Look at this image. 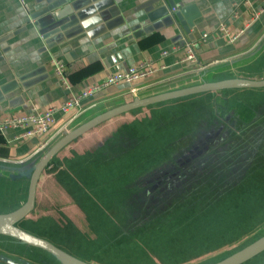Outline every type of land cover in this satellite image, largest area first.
Here are the masks:
<instances>
[{"label": "crops", "instance_id": "obj_1", "mask_svg": "<svg viewBox=\"0 0 264 264\" xmlns=\"http://www.w3.org/2000/svg\"><path fill=\"white\" fill-rule=\"evenodd\" d=\"M171 1L175 7L170 0H0V121L33 108H57L55 124L47 134L25 136L23 127L0 130V159H28L53 135L114 102L123 104L136 96L190 85L201 75H189L207 65L230 61L226 68L214 70L213 76L236 73L231 77L255 78L243 71L264 54V0ZM222 25L244 32L230 41L222 35ZM187 41L195 43L196 63L181 61ZM53 58L66 64L70 88L56 75ZM148 58L167 67L132 85L109 86L83 99L81 108L60 110L72 92ZM181 76H185L182 81L163 84ZM263 76L264 71L258 78ZM132 87L141 90L132 92ZM118 119L98 126L76 143L91 139L98 143L110 137ZM82 149L72 152L83 154L92 148L79 152ZM41 187L47 198H39ZM64 197L66 189L45 170L37 188V216L66 206Z\"/></svg>", "mask_w": 264, "mask_h": 264}, {"label": "flooded vegetation", "instance_id": "obj_2", "mask_svg": "<svg viewBox=\"0 0 264 264\" xmlns=\"http://www.w3.org/2000/svg\"><path fill=\"white\" fill-rule=\"evenodd\" d=\"M215 79L223 78L218 76ZM202 95L205 96V100H210L211 105L207 104L203 99H197L196 102L191 101L193 98ZM186 99L190 100V102H183ZM168 101L152 104L150 106L152 108L151 115H149L150 113L146 114V112H144L145 114L142 113L141 110L144 107H141L142 109L133 112L134 114L132 113L133 117L130 120L123 123L128 124L130 130L132 127L141 126L139 122L146 120L148 123L151 122L147 131H159L162 118L159 117L156 113L157 110H154L153 107L178 101V105L172 108L165 106L158 111L166 112L171 110L169 111L170 114L174 110L172 116L175 118L177 116L175 114L179 112L181 116L178 123L181 128L175 135L159 131L163 147L156 158L151 161L131 163L125 169L123 160H118L115 163L108 162L106 158L111 155L109 153L105 154V150L98 149L93 152L94 156L101 157L104 168L111 164L108 168L116 175L115 179H109L105 187L103 185L92 187V189L99 192L101 196L99 200H97L98 198L94 200L95 202L84 200V203L86 207V203H88V212L90 214L97 215V211L100 208L110 216L112 212L115 214L119 212L120 215H125V219L126 216L131 214L132 217L128 218L127 221L124 220L121 224L118 223L119 227L128 234L143 228V225H146L158 214L163 215L168 210L167 208L178 200L201 193L205 196H213V192L211 190L208 191V189L215 183V179H222L223 175L221 174L223 172L225 173V180H238L242 177L245 168L252 164L253 161L257 162V159L264 156L262 155V150L264 149V87L228 88L219 93L203 92ZM182 108L183 111H181ZM168 124L175 125V122L172 121V123ZM133 140L134 138L132 137L130 139L131 146H133ZM127 144L123 145L127 146ZM121 146L119 144H111V149L117 151ZM130 150L126 154L127 157L134 152ZM122 154L116 153L115 155ZM79 156L77 152H71L70 155H66L67 175L72 173L73 169H77L81 173L84 170L83 167H90L88 165L90 161H83ZM103 167L97 166L98 170L103 169ZM92 168L95 169L94 167ZM51 173L55 175V172ZM122 173L127 174V179L122 178ZM66 181L68 182L67 178ZM198 189L200 191L196 192ZM64 198L66 199L67 207H73L67 213L76 214L78 212V215H81L80 218L71 219L66 213V220L70 222L68 224L75 226L77 225L75 223L78 220H82V218L87 223V232L91 235L89 238L93 239V242H90L87 247L90 250L95 248V250H98L100 246L101 248H106V245H101L98 242L97 235L94 232L95 229L97 230V225L93 226L90 224L87 212H84L79 207L76 199L67 190ZM64 198H60V200L64 201ZM103 200L107 203L109 201L116 203L121 200L122 204L120 208L104 209L101 207ZM45 212L41 216H51L56 221L55 209H46ZM71 216L74 217L73 214ZM105 227L98 228L105 229ZM6 237L0 235V246L6 244ZM124 243L130 244L131 242L126 241ZM54 244L57 245V243ZM118 244H120L118 240L113 242L111 248L118 251L123 250L122 247L118 248ZM26 247L29 248L28 246ZM33 250L44 252V250L39 248H33ZM65 250L80 258V256L73 254L67 248ZM44 254H47L46 251ZM139 254H142V252ZM28 259L33 261L31 257ZM80 259L98 264L87 258Z\"/></svg>", "mask_w": 264, "mask_h": 264}, {"label": "trees", "instance_id": "obj_3", "mask_svg": "<svg viewBox=\"0 0 264 264\" xmlns=\"http://www.w3.org/2000/svg\"><path fill=\"white\" fill-rule=\"evenodd\" d=\"M222 91H224V89L210 92L214 94ZM150 106L152 105L147 107L150 108ZM140 109L142 108L133 109L130 113L137 112ZM139 123L141 126L136 128L132 127L133 131L132 129L129 130L130 126L128 124H122L103 145L95 148V150L91 149L83 154H79L81 160L90 161L88 164L90 167H83L84 170L81 173H79L77 169H73L72 173H68L67 175V159H61L59 155L52 159L46 168V171L48 172H55V176L61 185L76 199L79 207L84 212H87L90 224L93 226L97 225V230L95 229L94 232L101 245H106V248L109 246L111 247L113 242L118 240L120 242L118 248L122 247V249H127L136 246L137 248H140L141 251L144 249V251H153L155 254L159 255L160 251L155 248V245L162 243L165 235H168V238H174L175 235L178 234L181 235L180 237H183L184 242L189 243L190 236L189 234H186L187 228L196 229L199 227H205L209 230H214L217 234H225V236L229 238L227 240H234L264 224V216L260 219L255 214L256 211L264 209V156L257 159V162L253 161L252 164L245 168L242 177L238 180H225L226 177L223 172L221 174L223 175L222 179H215V183L208 189V191L211 190V192H213V196H205L201 193L194 194L193 196L191 195V197L183 200H178L175 204L169 206L167 208L168 210L163 215L158 214L146 225H143V228L140 227L141 229L135 230L132 233L128 234L124 232L118 225V223L121 224L124 220L127 221L128 218L132 217L131 214L126 216V219L125 215H120L119 212L118 214L112 212L113 216L112 214L110 216L107 212L105 213L102 208L97 211V215L93 213L90 214L88 212V203H86V207L84 200L95 202L94 200L96 198L99 200L101 197L99 192L94 193L95 190L90 187V183L94 184L93 187L107 184L109 179H115L116 175L109 170L110 168H108L111 164L104 168V163L101 161V157L94 156L93 152L98 149L105 150V154L109 153L111 155L109 158H106L108 162L115 163L118 160H123L124 168L127 169L131 163L153 160L158 156L160 149L163 147V141L161 135H159V131H147L151 122L148 123L146 120H142ZM132 137L134 138L133 146L130 144V139ZM111 144H119L122 146L119 150L113 151L111 149ZM123 144H127V146H124ZM128 150L134 152L131 156L127 157L126 154L129 153ZM262 151V155H264V149ZM116 153L123 154L117 156L115 155ZM97 166L103 167V169L98 170ZM83 176L85 178H81ZM66 178L68 179V182L66 181ZM101 178L104 181L96 182V179ZM122 178L127 179V174H123ZM4 179L13 182L17 187L18 185L25 187V190L22 192L27 193L29 183L27 179ZM16 190L19 192L18 189ZM199 191V189L196 190V192ZM7 194H14V191L8 190ZM121 204V200L116 203H113L112 201L107 203L103 200L101 207L104 209H110L112 207L120 208ZM20 205L21 203L18 206ZM34 212H36V210ZM51 218L53 217L41 215L34 220L25 218L21 220L18 225L31 233L48 239L52 243H57V239L50 238L45 234L52 224L54 225V220ZM68 223L70 222L66 220V227ZM98 227H105V229H99ZM31 228L34 230L37 229L38 231L34 232ZM63 229L64 228H62V230ZM261 235L255 237L253 240ZM253 240H251V242ZM126 241L131 243L127 245V243H124ZM28 247L31 248V246ZM166 249H168V251L171 250L167 245ZM192 257L193 256L190 258ZM256 258H260L259 261L263 262L264 251L243 264H249Z\"/></svg>", "mask_w": 264, "mask_h": 264}, {"label": "rangeland", "instance_id": "obj_4", "mask_svg": "<svg viewBox=\"0 0 264 264\" xmlns=\"http://www.w3.org/2000/svg\"><path fill=\"white\" fill-rule=\"evenodd\" d=\"M249 62V59H248ZM247 63V62H245ZM223 68H226V66H221ZM214 69L207 72L206 76L204 77L206 80H209L215 76ZM216 71V70H215ZM264 71V54L260 55L255 62L251 64V66L246 67L243 71V74H249L252 77L258 78V76L261 75V72ZM218 73V72H216ZM236 73H228L225 76H219V78H229ZM216 78V77H215ZM200 80V79H199ZM205 96H199L196 98H193L191 101H195L197 99H203V101H206L207 104L211 105V102L209 99L205 100ZM120 102H114L112 105H110L107 109L112 108L114 106H117V104H120ZM178 102V101H177ZM176 101L165 103L163 105H156L153 107L154 110H157L156 113L159 115V117L162 118V124L159 125V131L168 133L170 135H175L177 131L180 130L181 126L179 125L180 116L181 114L177 112L176 118L172 116L174 113V110L172 113L169 114L168 110L166 112H158L159 110L163 109L165 106H170L171 108L178 105ZM183 102L189 103L190 100L186 99ZM192 103V102H191ZM170 108V109H171ZM106 109V110H107ZM105 111V110H104ZM183 111V108L181 109ZM142 113L146 112V114L151 115L152 108L144 107L141 110ZM145 114V113H144ZM179 116V117H178ZM133 117V114L130 113L129 115H124V118H119L118 123L119 125L115 127L117 130L119 126L123 123H126L128 120H130ZM167 120H170L169 122H165ZM172 121L175 122V125H170L168 123H172ZM158 125V123H157ZM81 145L86 144H78L74 143L72 146H69L65 148L61 153L59 157H63V155H69L73 150L79 149ZM90 149L91 146H84L82 151L85 149ZM0 165H6L5 167H8V164L0 163ZM3 167V166H2ZM11 168V166H10ZM121 172V171H120ZM118 172V173H120ZM114 175V174H113ZM7 177H0V213H7L15 208L18 207L20 203H23L25 201L27 193H23L22 191L25 190V187H22L18 185V187L11 181H6ZM43 179V178H42ZM104 181L101 179H96V182ZM95 182V183H96ZM94 184L90 183V187H93ZM104 187L106 184H102ZM19 192H17V190ZM8 190H13L14 194H7ZM98 191H94V193H97ZM23 193V194H22ZM26 195V196H25ZM38 195L39 198H47L48 195L42 190V187L38 189ZM41 195V196H40ZM62 205V204H61ZM63 206V208H57L56 209V221L54 222V225L46 231V236L57 239V245L65 250L66 248L70 250L73 254L80 256V258H87L93 261H95L98 264H212L218 260H221L222 258L234 253L238 249L246 246L253 240L255 237L263 234L264 232V224L258 226L251 232L242 235L238 239H230L227 238L224 235L217 234L212 229H207L205 227H199V228H187L186 234H189L190 242L186 243L183 240V237H180L181 235L176 234L174 238H168V235H165V237L162 240V243H158L155 245V248H157L160 253L159 255L155 254L153 251H142L140 248L129 247L127 249H123L121 251H118L117 249H113L111 247L107 248H101L98 250H90L89 247H87L90 242H93V239L89 238L91 235L88 234V229L86 228V221L78 220L77 225L73 226L71 224H67L66 227V213L73 207H67ZM65 213H64V212ZM64 213V214H63ZM71 219L73 218H80L78 215V212L76 214L68 212L67 213ZM71 214L74 215V217L71 216ZM257 217L260 219L264 216V209L256 211L255 213ZM38 216L36 212L32 211L31 214L28 216L30 219H36ZM53 219V218H51ZM54 220V219H53ZM31 221V220H29ZM66 227L62 230L63 227ZM207 227V226H206ZM22 228V227H21ZM205 228V229H204ZM32 231L37 232L38 230H34L31 228ZM41 229V228H39ZM58 229V230H56ZM192 230V231H191ZM190 232V233H189ZM7 242L3 246L0 247V254H6L7 256H13V257H22L24 259H28L29 257L32 258L33 264H60L50 253L46 252L47 254H44V252L33 250V248H27L25 244L19 242L18 240H14L11 238H6ZM24 245V246H21ZM128 245V243H127ZM166 245L171 248L170 251L166 249ZM66 251V250H65ZM118 251V252H117ZM140 251L142 254H139ZM49 255V256H48ZM193 256L192 258H190ZM12 257V258H13ZM37 260H35V259ZM189 258V259H188ZM188 259V260H185ZM260 258H256L254 261H252L249 264H261L262 261H259ZM31 261V260H30ZM4 264V262H2ZM0 263V264H2Z\"/></svg>", "mask_w": 264, "mask_h": 264}, {"label": "water", "instance_id": "obj_5", "mask_svg": "<svg viewBox=\"0 0 264 264\" xmlns=\"http://www.w3.org/2000/svg\"><path fill=\"white\" fill-rule=\"evenodd\" d=\"M170 5L175 7V4L171 0ZM263 46L264 43L262 47ZM259 54H257L256 57ZM226 64L231 65L230 61L221 64L217 63L213 65H207L204 68L200 69L198 72L190 74L189 76L201 75L200 80L190 83V85L165 90L148 96H136L132 100L109 108L105 111H102L92 116L91 118L83 121L80 124H77L73 127L69 126L64 130L60 131L61 133L54 135L51 140L47 141L43 148L39 149L33 156L28 159L19 161H9L7 159H0V163L8 164V167H5L6 165H0V177H7L11 180H20L25 178L29 182L27 189V197L25 201L20 206L10 212L0 213V235L12 237L23 244L42 249L50 253L60 264H93L68 253L67 251L61 249L48 239L33 234L18 225L21 220L28 217L29 214L35 209L38 184L50 161H52V159L58 156L65 148L82 138L85 134L89 133L98 126L105 124L108 121H111L114 118H122L124 115H129L130 111H132L133 109L146 107L148 105L203 92L220 91L228 88L264 87V76L259 78L229 77L223 79L209 80H206L204 78L208 71L223 68L221 66H227ZM184 78L185 76H181L172 80H167L163 84H168L172 81L173 83L179 82L182 81ZM113 133H111L109 136L111 137ZM103 136H105V134ZM107 136L104 137L98 143H95V140L93 139H91L89 143H86L84 141L83 143L87 146H91L92 149H95L103 145L105 141L110 138H107ZM86 145H81L80 148H83ZM79 152L83 153L84 151L79 150ZM263 251L264 234L258 237L257 239L253 240L246 246L238 249L234 253L212 264H243L256 257ZM12 257L13 256H7L6 254H0V263H34L29 259H24L22 257ZM262 264H264V262Z\"/></svg>", "mask_w": 264, "mask_h": 264}, {"label": "built area", "instance_id": "obj_6", "mask_svg": "<svg viewBox=\"0 0 264 264\" xmlns=\"http://www.w3.org/2000/svg\"><path fill=\"white\" fill-rule=\"evenodd\" d=\"M220 29L222 35L228 38L230 41H235L244 32V29L232 32L224 25H222ZM164 54H166V52H164ZM181 61L191 63H196L198 61L195 43L193 41H187L185 43V53L182 56ZM52 64L54 71L59 77L60 81L66 87L70 88L66 64L56 58L52 59ZM166 67L167 65H165L163 62L156 63L150 58L143 59L135 65L128 67L126 70L114 72L101 81L86 85L78 92H72L63 102L60 110L67 112L71 108H81L83 99L91 97L109 86L118 85L121 83L132 85L133 83L153 76L155 73L165 69ZM138 88L140 87H132L131 91L136 92V90H139ZM56 110V107H50L44 111L33 108L31 112L26 114L8 116L0 121V130L5 129L6 127H23L25 128L23 133L25 136L47 134L55 124Z\"/></svg>", "mask_w": 264, "mask_h": 264}]
</instances>
